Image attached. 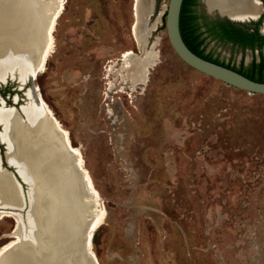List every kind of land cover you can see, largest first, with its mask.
I'll list each match as a JSON object with an SVG mask.
<instances>
[{
	"label": "rangeland",
	"instance_id": "1",
	"mask_svg": "<svg viewBox=\"0 0 264 264\" xmlns=\"http://www.w3.org/2000/svg\"><path fill=\"white\" fill-rule=\"evenodd\" d=\"M42 1L51 18L55 0ZM135 2L63 0L53 51L33 79L106 211L91 236L97 262L264 264V93L183 62L165 33L167 0H149L143 16L144 50L157 54L147 80L132 90L107 75L125 52L144 54L133 30ZM204 6L198 0L195 9L217 16ZM200 36L203 52L230 66L258 58L255 47ZM4 84L15 88L14 80ZM13 223L0 218V247L14 239Z\"/></svg>",
	"mask_w": 264,
	"mask_h": 264
},
{
	"label": "bare ground",
	"instance_id": "2",
	"mask_svg": "<svg viewBox=\"0 0 264 264\" xmlns=\"http://www.w3.org/2000/svg\"><path fill=\"white\" fill-rule=\"evenodd\" d=\"M201 1L208 11L238 19L253 17L260 9L257 0ZM55 3L50 18L51 7L42 0H0L2 82L11 75L21 84L43 69L53 51L52 30L63 7V0ZM150 4L149 0L135 2L133 30L144 54L127 51L119 69L112 65L106 71L129 81L132 90L147 80L148 69L157 59L152 49L144 50L143 16L151 10ZM112 86L110 81L108 90ZM37 91L33 86L24 90L21 115L12 107L0 108V140L7 161L27 184L28 207L18 229L12 230L14 239L0 247V264H90L91 236L106 211L79 149L70 143L68 131ZM9 176L0 173L1 198L20 204V191ZM2 216L12 218L13 213L0 210Z\"/></svg>",
	"mask_w": 264,
	"mask_h": 264
},
{
	"label": "water",
	"instance_id": "3",
	"mask_svg": "<svg viewBox=\"0 0 264 264\" xmlns=\"http://www.w3.org/2000/svg\"><path fill=\"white\" fill-rule=\"evenodd\" d=\"M201 1V0H199ZM202 2V1H201ZM180 3L181 0H167L166 5L164 7L163 10V15H164V27H165V33L167 36V39L169 41L170 46L172 47V49L174 50V52L176 53V55L183 61L185 62L187 65L191 66L192 68L207 74L209 76H212L226 84L232 85L236 88H240L243 90H246L248 92H256V93H264V81H260V80H256L253 78H250L246 75H244L243 73L235 70L234 68L227 66L225 64L213 61L211 59H207L197 53H195L194 51H192L183 41L180 32H179V26H178V16H179V8H180ZM259 3V2H258ZM205 8V6H204ZM205 11L207 13H211V12H215L217 14L218 17L222 18V17H226L230 20H234V21H247L249 19H256L258 17V15L260 14V10L253 16L248 18L247 16H245L246 19H238V18H233L228 14L225 13H220L218 11H208L205 8ZM264 16L262 18L261 24L263 22ZM258 31L260 33H264V31L262 30L261 26L259 25L258 27ZM35 74H32L29 76H27L25 78V80L20 84L18 83L17 79H14L11 77V75L7 76L5 78V80L0 83H4L7 81V79L9 80H14L15 81V87L18 89H21V99L23 100V92L26 88L28 87H32L33 89H37V85H33V79H34ZM38 92V97L39 95V91ZM40 98V97H39ZM15 99V96L14 98ZM3 103V102H2ZM20 104L18 105V109L15 106H11L15 112L18 115H21L20 113ZM44 114L46 115V113L44 112ZM48 116V115H46ZM0 143H2V141L0 140ZM3 144V143H2ZM4 149L2 150V155L0 153V173H9V177H11L13 179V181L15 182V184L17 185L20 194H21V200L22 203L20 204H11L9 202H7L6 200H4L3 198H1L0 195V210H3L5 212H12L13 213V226H12V230L14 231V229H18V225L20 223V220L22 218V215L25 214V212L27 211V202L25 201L26 198V188H27V184L25 182V180H23V178H21L20 174L17 172L16 168H14V166L12 164H10L5 156V144H3ZM3 160L5 161L6 165H10L12 166L13 169H8L6 166H3L1 161ZM5 171V172H4ZM3 199V200H2ZM10 233V232H9ZM11 235H14V232L11 231L10 233ZM88 260L90 264H98L97 259L92 251L91 254H89L88 256Z\"/></svg>",
	"mask_w": 264,
	"mask_h": 264
},
{
	"label": "trees",
	"instance_id": "4",
	"mask_svg": "<svg viewBox=\"0 0 264 264\" xmlns=\"http://www.w3.org/2000/svg\"><path fill=\"white\" fill-rule=\"evenodd\" d=\"M194 4H197L196 0H181L180 3L178 26L185 44L195 53L227 66L230 65L203 52V48L200 46L202 31L220 40L238 43L242 47H255L258 49L257 59H251L246 65L230 67L250 78L264 81V55L260 51L261 46L264 45V34L259 33L256 26L260 20L252 21L254 25L250 27L245 22L230 20L226 17L206 18L205 14L196 11ZM201 26L203 29L200 28Z\"/></svg>",
	"mask_w": 264,
	"mask_h": 264
},
{
	"label": "flooded vegetation",
	"instance_id": "5",
	"mask_svg": "<svg viewBox=\"0 0 264 264\" xmlns=\"http://www.w3.org/2000/svg\"><path fill=\"white\" fill-rule=\"evenodd\" d=\"M196 1H198V0H196ZM257 3L259 5V7H260V9H259L260 10V14L258 15V17L256 19H250V20L253 21V22H256V21L260 20L256 24L257 29H258V27H259V25H260V23L262 21V18L264 16V0H257ZM195 5L196 4H194L193 6L195 7ZM263 23H264V19H263V22L261 24V28L263 27ZM252 24L254 25V23H252ZM262 34H264V33H262ZM14 89L19 90V92L13 91ZM37 90H38V87H37ZM14 96H15V99H13ZM24 97H25V95H23V99H24ZM9 100L12 102V104L9 103ZM20 102L23 103V100L21 99V89H18L16 87L14 88L10 84H8V85L4 84L3 86H0V108H2V106H4V107L15 106L18 109V105H19Z\"/></svg>",
	"mask_w": 264,
	"mask_h": 264
}]
</instances>
